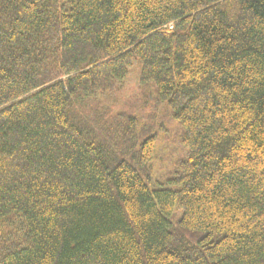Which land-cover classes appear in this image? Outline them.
<instances>
[{"label":"trees","instance_id":"1","mask_svg":"<svg viewBox=\"0 0 264 264\" xmlns=\"http://www.w3.org/2000/svg\"><path fill=\"white\" fill-rule=\"evenodd\" d=\"M0 264H264V0H0Z\"/></svg>","mask_w":264,"mask_h":264},{"label":"rangeland","instance_id":"2","mask_svg":"<svg viewBox=\"0 0 264 264\" xmlns=\"http://www.w3.org/2000/svg\"><path fill=\"white\" fill-rule=\"evenodd\" d=\"M137 76L138 72L135 70L127 79L120 93L123 99H126L137 92Z\"/></svg>","mask_w":264,"mask_h":264}]
</instances>
